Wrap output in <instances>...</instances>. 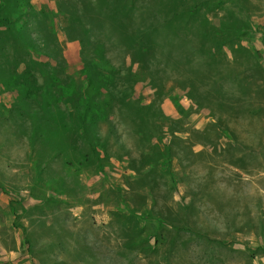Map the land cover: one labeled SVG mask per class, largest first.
Here are the masks:
<instances>
[{
	"label": "rangeland",
	"instance_id": "374dc122",
	"mask_svg": "<svg viewBox=\"0 0 264 264\" xmlns=\"http://www.w3.org/2000/svg\"><path fill=\"white\" fill-rule=\"evenodd\" d=\"M73 1L0 0V264H264V0H189L241 28L232 67L258 86L234 98L256 114L132 83L109 10ZM126 2L133 21L158 4Z\"/></svg>",
	"mask_w": 264,
	"mask_h": 264
},
{
	"label": "trees",
	"instance_id": "16d2710c",
	"mask_svg": "<svg viewBox=\"0 0 264 264\" xmlns=\"http://www.w3.org/2000/svg\"><path fill=\"white\" fill-rule=\"evenodd\" d=\"M156 1L157 6L164 8L169 7V3L170 7L178 4L190 6L189 9L185 7L182 11L167 14L162 18L158 11H155L156 5L153 4L148 7V11L152 12L153 16L141 17L140 21L137 19L133 21L134 6L129 2L127 4L126 0H76L73 3L80 4L76 6L80 7L79 11L84 13L86 10L89 15L93 13L100 18L104 17L99 15L100 11L106 14L109 10L108 16H105L108 24L119 31L120 39L126 40V52L131 57L132 63L138 64L137 72L131 73L136 78L132 83L149 78L155 85L157 78L155 75L160 73L164 84L172 82L173 86L185 90L187 98L192 102L209 108L214 114H230L233 108L229 104L230 100L235 99L234 96L243 98L247 93L252 92L255 84L258 86L257 81L252 77L245 76L243 69L232 67L236 65L234 64L236 51L233 48L234 44L227 39L230 32L236 33L235 36L241 38V28L230 29L224 24L225 27H217L207 15L201 17L202 2ZM24 11L28 10L24 8L23 13ZM190 25L192 28L189 27ZM242 40L241 38L238 41ZM158 42L163 44L158 45ZM97 46L100 48L101 45ZM239 50L251 55L258 53L255 48L249 49L243 46H240ZM228 51L232 53L231 59ZM102 55H105V52H102ZM157 57L162 62L155 61ZM251 68L261 75L264 74V69L257 62H254ZM140 75L143 78H140ZM235 100L237 106H250L248 110H237L238 112L248 111L256 114L262 111L260 109L262 103L259 100H249L251 102Z\"/></svg>",
	"mask_w": 264,
	"mask_h": 264
}]
</instances>
